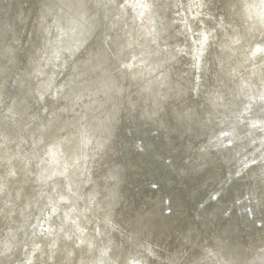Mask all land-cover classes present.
I'll list each match as a JSON object with an SVG mask.
<instances>
[{
	"label": "bare ground",
	"instance_id": "6f19581e",
	"mask_svg": "<svg viewBox=\"0 0 264 264\" xmlns=\"http://www.w3.org/2000/svg\"><path fill=\"white\" fill-rule=\"evenodd\" d=\"M134 1L0 0V264H264L261 226L231 238L224 223L204 228L191 211L163 220L164 190L145 189L140 203L129 189L132 168L169 174L133 151L134 125L166 131L197 109L221 78L225 52L255 68H228L251 73L248 85L263 77L264 58L243 50L264 34V0ZM14 119L30 132L18 151L13 142L23 132L14 133ZM166 138L161 133L158 163ZM242 140L234 138L229 154ZM35 142L48 146L38 152L50 161L32 153ZM195 149L187 162L201 153ZM204 149L201 172L210 173L215 148ZM172 155L167 169H183L187 163L178 166ZM168 178L171 204L186 198L193 179L183 175L173 187L177 175Z\"/></svg>",
	"mask_w": 264,
	"mask_h": 264
},
{
	"label": "water",
	"instance_id": "95a60500",
	"mask_svg": "<svg viewBox=\"0 0 264 264\" xmlns=\"http://www.w3.org/2000/svg\"><path fill=\"white\" fill-rule=\"evenodd\" d=\"M138 2L135 0V5ZM241 3L243 1L238 4ZM127 7L129 15L134 20L137 17L136 13H133L134 4ZM5 11L6 7L0 6V14ZM16 15L18 17L17 11ZM214 24L217 31L219 27L216 23ZM196 28L199 29V25ZM257 33H260L261 37L257 38L254 34L243 51L245 54L251 52L252 56L263 59L264 34L260 31ZM197 35L198 33H195L196 41L199 39ZM226 45H228L227 42ZM221 54L224 52L220 53V57ZM224 55H226L225 58L221 57L219 63L222 66V71H219L221 78L216 82L213 81L206 95H201L197 109L187 108L185 115L177 117L170 123V126H166L168 129L166 131L157 128L147 130V127L152 126L149 122L136 124L130 129L133 151L146 153L153 159L151 166L157 165L169 174L166 176L161 170H149L145 167L142 173L135 175L131 167L129 178H136V184H132L133 186L129 189L131 197L138 199L141 203V193L145 189L156 191L155 189L161 188L159 191L164 190V192L158 210L163 220L169 217L179 220L180 213H185L186 210L191 211V217L195 221L198 220L204 228L205 224L209 227L220 226L222 228L221 225L224 223V233L232 238L253 232L260 226L264 228V74L253 84L248 85L249 78H252L251 73L249 76L244 74L238 76L228 68L236 64L238 73L244 71V67H246L245 71L255 68L250 65L248 69L249 63H244V59V62L233 59L229 52H225ZM140 89L139 85L138 95ZM36 100L39 101L38 98ZM181 112L184 113V111ZM194 115L198 116L197 119L193 118ZM47 118L48 116L44 121ZM161 133L168 138L163 144L166 155L158 163L161 153L157 148L162 145L159 143ZM169 133H173L174 141L181 145L177 151L172 150ZM234 138L243 140L229 154L228 149L233 146ZM204 145H211L215 148L209 160L212 165L210 173L201 172L205 163L203 155L200 154L204 151L210 153V150L204 149ZM194 149L201 153L193 161L187 162V154ZM168 153L173 154L172 157L179 164L178 166L182 163L187 164L183 169H173L172 166L171 170L167 169L171 159L167 156ZM175 174L178 180L173 183L172 180L170 181L173 187L181 184L180 177L183 175L186 178H192L193 181L187 187L186 198L171 204L168 194L171 184L167 185L166 181L168 177ZM195 180H198V183H195ZM188 219L190 218H185L186 222ZM29 222L31 225L35 220L31 219ZM38 226L37 233L39 234L43 232V226ZM263 233L258 231L257 237L264 239ZM163 240L161 236L158 243L162 245ZM236 241L238 239L230 242L232 244ZM163 249L167 250V248ZM206 250L200 246L198 253L204 256L207 254Z\"/></svg>",
	"mask_w": 264,
	"mask_h": 264
},
{
	"label": "rangeland",
	"instance_id": "374dc122",
	"mask_svg": "<svg viewBox=\"0 0 264 264\" xmlns=\"http://www.w3.org/2000/svg\"><path fill=\"white\" fill-rule=\"evenodd\" d=\"M14 121H15L14 123H16V125H15V130H14L15 132H14V133L16 134V132H17L18 130H21V132H23V134H22V139H21V138L19 139V138L17 137V134H16V140L13 142V144H14L13 147H15V151H18L20 148H23V147L20 146V145H21V144H20V141H22V143H25V144L27 145L26 142H27V140H28V133H30V132L27 133V132L25 131V129H26L25 126H17V125H18V124H17L18 122H16V119H14ZM23 136H26L25 141H24ZM35 145H36V147L34 148V150H32V153L34 152L35 154H38V157H45L47 154H43V155H42L41 151L38 152V148H39V147H43L42 150L45 151V150L48 148V146L45 145V144H44V145L42 144V145L38 146V144H37L36 142H35ZM19 147H20V148H19ZM43 151H42V152H43ZM32 153L29 152V151H27V154H28V161H26L27 164H28L29 162H31V161L34 160V157H33V154H32ZM44 153H45V152H44ZM47 156H48L49 161H50L49 154H48ZM53 160H54V159H53ZM53 160H52V161H53ZM53 162L55 163V162H57V160H54ZM41 164H42V162H41ZM55 164H56V165L54 166V169H55V168L57 167V165H58L57 163H55ZM39 165H40V163H39ZM48 169H49V167H48ZM92 209H95V208H92ZM47 232H48V230L45 231V230L43 229V233H44L43 236L46 235ZM47 235H48V234H47ZM75 236H76V235H75ZM51 237H52V235H51Z\"/></svg>",
	"mask_w": 264,
	"mask_h": 264
}]
</instances>
